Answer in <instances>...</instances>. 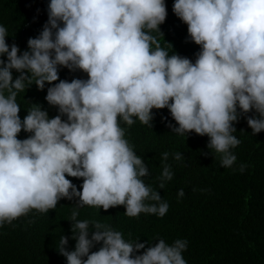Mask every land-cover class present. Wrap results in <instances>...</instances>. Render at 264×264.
<instances>
[{
	"label": "clouds",
	"instance_id": "9594fccd",
	"mask_svg": "<svg viewBox=\"0 0 264 264\" xmlns=\"http://www.w3.org/2000/svg\"><path fill=\"white\" fill-rule=\"evenodd\" d=\"M173 11L201 46L194 63L169 55L152 35L166 20L164 0H50L48 21L22 55L6 43L0 25V226L77 197L70 218L75 248H66V236L58 246L67 264H187L186 240L157 239L146 247L148 241L126 240L110 225L77 218L84 206L123 205L128 217L168 211L145 183L148 167L121 121L152 127V110L167 108L178 125H169L172 131L207 135V147L221 154L225 168L235 163L231 149L241 143L233 122L245 115L254 135L264 130V0H175ZM60 66L87 79L61 80ZM13 69L20 73L15 79ZM33 82L41 90L52 85L46 100L58 115L32 107L20 118L17 96ZM253 109L258 116H247ZM22 130L31 135L18 139ZM67 177L83 178L81 188ZM172 177L165 164L159 187Z\"/></svg>",
	"mask_w": 264,
	"mask_h": 264
},
{
	"label": "trees",
	"instance_id": "16d2710c",
	"mask_svg": "<svg viewBox=\"0 0 264 264\" xmlns=\"http://www.w3.org/2000/svg\"><path fill=\"white\" fill-rule=\"evenodd\" d=\"M164 2L166 20L152 35L169 55L177 54L194 63L201 46L191 41L186 23L175 15V0ZM49 3L50 0H0V25L8 32L6 43L10 47L16 44L19 55L29 50L28 39L36 38L43 30L48 21ZM58 72L59 79L69 82L74 78L87 79V74L78 69L60 66ZM12 73L14 79L20 74L14 69ZM50 86L46 82L41 90L33 82L18 94L22 120L32 107L47 111L49 118L59 114L58 107L46 100ZM152 112V127L138 119L131 126L121 121V126L125 138L148 167L150 174L143 178L145 183L169 205L165 216L141 213L138 217H128L121 205L108 210L79 207L77 218L110 225L122 232L126 240L148 241L146 247L154 245L157 239H164L169 245L177 239L186 240L187 248L182 255L187 264H264V130L254 135L245 115L233 122L236 131L232 134L241 143L231 149L237 157L235 163L225 168L220 163L221 154L207 147V135L200 136L194 131L179 135L169 127H178L169 109ZM246 115L258 116V113L253 109ZM62 119L66 120V115ZM29 135L22 130L18 139ZM164 152L169 153L166 161L162 159ZM176 153L182 154L181 160L174 159ZM165 164L170 166L173 177L164 181L161 189ZM67 178L81 188L83 178ZM180 189L184 191L183 197L178 196ZM77 204V197L62 198L48 213L33 210L0 226V264H67L58 246L61 236H66V248L69 251L75 248L70 218ZM94 231L90 225L89 237ZM101 244H95L90 251L98 250Z\"/></svg>",
	"mask_w": 264,
	"mask_h": 264
}]
</instances>
